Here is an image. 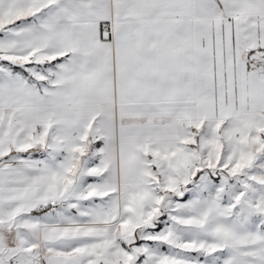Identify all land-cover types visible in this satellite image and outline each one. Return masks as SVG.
Here are the masks:
<instances>
[{"label":"snow or ice","instance_id":"6c2138e0","mask_svg":"<svg viewBox=\"0 0 264 264\" xmlns=\"http://www.w3.org/2000/svg\"><path fill=\"white\" fill-rule=\"evenodd\" d=\"M0 264H264V0H0Z\"/></svg>","mask_w":264,"mask_h":264}]
</instances>
